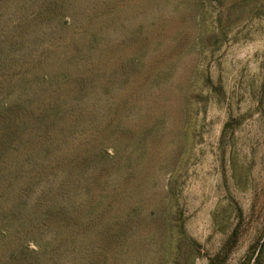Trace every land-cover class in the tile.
Returning <instances> with one entry per match:
<instances>
[{"label":"rangeland","instance_id":"374dc122","mask_svg":"<svg viewBox=\"0 0 264 264\" xmlns=\"http://www.w3.org/2000/svg\"><path fill=\"white\" fill-rule=\"evenodd\" d=\"M0 264H264V0H0Z\"/></svg>","mask_w":264,"mask_h":264}]
</instances>
